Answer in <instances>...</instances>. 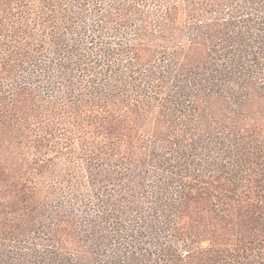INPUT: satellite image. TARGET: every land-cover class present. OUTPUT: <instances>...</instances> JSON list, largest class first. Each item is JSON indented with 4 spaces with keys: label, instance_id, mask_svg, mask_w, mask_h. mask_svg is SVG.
Listing matches in <instances>:
<instances>
[{
    "label": "trees",
    "instance_id": "1",
    "mask_svg": "<svg viewBox=\"0 0 264 264\" xmlns=\"http://www.w3.org/2000/svg\"><path fill=\"white\" fill-rule=\"evenodd\" d=\"M0 264H264V0H0Z\"/></svg>",
    "mask_w": 264,
    "mask_h": 264
}]
</instances>
